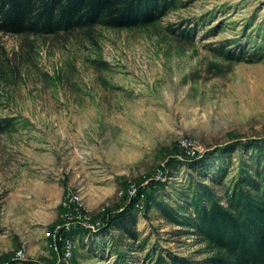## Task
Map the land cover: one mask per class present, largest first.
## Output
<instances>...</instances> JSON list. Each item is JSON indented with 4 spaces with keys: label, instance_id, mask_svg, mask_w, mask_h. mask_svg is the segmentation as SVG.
<instances>
[{
    "label": "rangeland",
    "instance_id": "rangeland-1",
    "mask_svg": "<svg viewBox=\"0 0 264 264\" xmlns=\"http://www.w3.org/2000/svg\"><path fill=\"white\" fill-rule=\"evenodd\" d=\"M184 2L157 28H102L91 39L0 32V114L25 119L0 134V258H52L53 230L63 222L69 192L82 196L102 227L107 207L151 179L168 182L166 197L178 200L189 169L171 172L175 147L193 156L236 137H264V60L230 62L215 50L228 41L263 42L264 0ZM180 22L196 28L190 43L167 30ZM92 58L109 62V69L97 70ZM141 210L137 228L148 245L131 250L139 264L152 246L156 253H191L192 239ZM101 227L68 233L80 264L116 263L118 231Z\"/></svg>",
    "mask_w": 264,
    "mask_h": 264
},
{
    "label": "trees",
    "instance_id": "trees-1",
    "mask_svg": "<svg viewBox=\"0 0 264 264\" xmlns=\"http://www.w3.org/2000/svg\"><path fill=\"white\" fill-rule=\"evenodd\" d=\"M185 5L184 0H0V32L40 37L79 33L91 39L102 28H157L165 15ZM167 30L184 43H190L196 33V28L185 26V22L169 25ZM261 32L264 36V29ZM236 41L220 43L217 54L230 62L264 60V39L261 43L253 39L252 46ZM91 63L100 71L110 67L104 59L92 58ZM23 121L20 116L0 114V134L16 131ZM238 150L241 155L236 166L233 158ZM179 152L184 159L176 156ZM172 154L168 162L171 172L183 165L189 169L187 183L176 192L178 200L172 202L166 197L168 182L151 179L139 185L135 196L129 198L125 190L102 214L105 225L101 230L118 231L112 236L115 264H139L131 250H143L148 245V237L140 241L137 228L140 202L144 217L151 219V211L156 212L177 227L174 235L192 239L189 245L194 246L190 254L170 249L156 253L158 248L152 246L143 264H264V137H236L204 153L196 151L193 156L175 147ZM86 231L78 227L72 233ZM50 250L52 258L20 260L6 255L0 264L66 263L59 262L58 254ZM71 261L80 264L75 256Z\"/></svg>",
    "mask_w": 264,
    "mask_h": 264
},
{
    "label": "built area",
    "instance_id": "built-area-1",
    "mask_svg": "<svg viewBox=\"0 0 264 264\" xmlns=\"http://www.w3.org/2000/svg\"><path fill=\"white\" fill-rule=\"evenodd\" d=\"M182 144L184 147L189 148L187 141H184ZM158 178L162 179L164 177L158 175ZM138 204L139 203H137V205ZM62 205L63 209H65L63 214L64 219L63 222L53 230L51 248L54 249L65 262L68 261L73 254V242L68 233L78 227L93 231V229L100 228L101 223L94 220L88 214L84 206L83 198L78 193H67L63 198ZM60 244H62L61 248ZM18 254L21 255V252H18Z\"/></svg>",
    "mask_w": 264,
    "mask_h": 264
}]
</instances>
